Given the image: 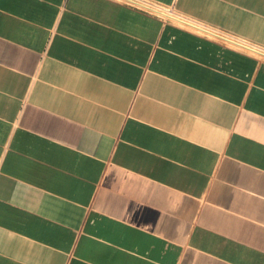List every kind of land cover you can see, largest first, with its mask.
I'll use <instances>...</instances> for the list:
<instances>
[{
    "label": "crops",
    "instance_id": "obj_1",
    "mask_svg": "<svg viewBox=\"0 0 264 264\" xmlns=\"http://www.w3.org/2000/svg\"><path fill=\"white\" fill-rule=\"evenodd\" d=\"M134 1L0 0V264H264V0Z\"/></svg>",
    "mask_w": 264,
    "mask_h": 264
},
{
    "label": "built area",
    "instance_id": "obj_2",
    "mask_svg": "<svg viewBox=\"0 0 264 264\" xmlns=\"http://www.w3.org/2000/svg\"><path fill=\"white\" fill-rule=\"evenodd\" d=\"M124 1H133L134 4H136L137 6H140V7H145V8H148V9H151L155 12H158V13H161V14H164V15H170L167 13V11L163 8H160L159 6H152L150 4H147V3H144V2H136L134 0H124Z\"/></svg>",
    "mask_w": 264,
    "mask_h": 264
},
{
    "label": "rangeland",
    "instance_id": "obj_3",
    "mask_svg": "<svg viewBox=\"0 0 264 264\" xmlns=\"http://www.w3.org/2000/svg\"><path fill=\"white\" fill-rule=\"evenodd\" d=\"M166 11H167V10H166ZM167 13H168V14H174V15H176L178 12H177V11H174V10H172V11H171V10H168ZM249 52H250V51H249ZM253 54H254V53H253Z\"/></svg>",
    "mask_w": 264,
    "mask_h": 264
},
{
    "label": "bare ground",
    "instance_id": "obj_4",
    "mask_svg": "<svg viewBox=\"0 0 264 264\" xmlns=\"http://www.w3.org/2000/svg\"><path fill=\"white\" fill-rule=\"evenodd\" d=\"M215 36H217L216 34H215ZM217 37H220V36H217ZM221 38H223V37H221ZM225 39V38H224Z\"/></svg>",
    "mask_w": 264,
    "mask_h": 264
}]
</instances>
